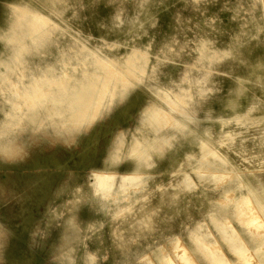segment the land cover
<instances>
[{
	"label": "rangeland",
	"instance_id": "1",
	"mask_svg": "<svg viewBox=\"0 0 264 264\" xmlns=\"http://www.w3.org/2000/svg\"><path fill=\"white\" fill-rule=\"evenodd\" d=\"M134 61L145 73L160 62L159 103L161 112L170 113L162 126L139 132L141 142L167 139L181 112L196 116L200 134L183 157L179 151L164 162L153 157L143 174L154 176L141 187L116 186L106 206L81 215L79 208L73 212V201L77 189L84 192L83 181L73 186L67 177L82 174L89 160L103 165L96 140L107 132L72 134L55 123L56 113L69 112L72 102L79 107L69 91L75 95L83 83L119 79L124 62ZM241 88L239 103L229 107L231 94ZM167 92L187 94V104L172 107ZM15 103L32 118L18 117ZM41 105L37 117L34 109ZM234 114L242 123L223 121ZM122 130L131 140L138 135L130 121ZM15 139L21 142L6 144ZM199 139L237 172L260 176L264 184V0H0V264H84L89 256L96 264H183L178 254L192 255L188 228L202 221L229 264H246L230 252L210 218L232 211L241 189L231 171L207 168L216 157L199 151ZM200 172L223 177L197 183ZM182 173L194 180L191 193L181 191ZM70 216L79 225L77 235L64 224ZM228 220L249 248L248 263L259 264L264 216L249 224L250 234ZM200 264L209 263L200 255Z\"/></svg>",
	"mask_w": 264,
	"mask_h": 264
},
{
	"label": "snow or ice",
	"instance_id": "2",
	"mask_svg": "<svg viewBox=\"0 0 264 264\" xmlns=\"http://www.w3.org/2000/svg\"><path fill=\"white\" fill-rule=\"evenodd\" d=\"M127 47V42L124 45ZM130 55H135L130 53ZM123 73L119 79L107 83V91H101L100 98L96 103L90 105L86 119H82L71 130L72 134L94 132H107L106 136H100L96 140L101 155L104 158L103 165L89 160L85 163L82 174L67 177L73 186L83 181V193L73 201V212L79 208L80 214L106 206V202L112 198L113 173L127 170L133 175L129 178L135 187H141L145 180L143 173L153 167V157H158L160 162L172 159L179 151L183 157L184 151H190L188 143L198 139L200 134L199 121L194 114L181 112L179 123L174 130L167 134V139L162 142L145 146L132 141L128 132L121 131L126 121L134 123L139 132L150 130L161 116V105L159 103V88L156 83L160 73V62L157 61L153 67L144 72V65L138 61L133 64L124 62ZM243 89L234 91L228 101L229 107H235L239 103ZM69 135L68 132H63ZM142 141V137L140 138ZM182 149V150H181ZM4 161L0 159V164ZM123 165V167H121ZM199 172V169H196ZM204 180L200 175L197 183ZM195 184L191 177H185L182 182L181 191L191 193ZM260 199L264 201V184L259 189ZM254 195V193H250ZM2 202V195H0ZM67 230L73 235L79 231L76 217L70 216L64 220ZM91 231V229H89ZM192 252L191 264H200V249L195 236L186 238ZM178 243V241H177ZM257 253L259 264H264V244H261ZM84 264H96V257H87Z\"/></svg>",
	"mask_w": 264,
	"mask_h": 264
},
{
	"label": "bare ground",
	"instance_id": "3",
	"mask_svg": "<svg viewBox=\"0 0 264 264\" xmlns=\"http://www.w3.org/2000/svg\"><path fill=\"white\" fill-rule=\"evenodd\" d=\"M19 4H15V6H18ZM31 13L34 16H36V18H38L40 20H45V18L42 17L41 14H38L37 12H34V11H31ZM1 29H2V27H1ZM2 32H3V30H2ZM8 33L10 34V32H8ZM9 34H6V35H9ZM6 35L4 36L5 38H6ZM6 48H8V46H6ZM107 58L109 59L108 56H107ZM1 59H5V57L1 58ZM129 59H131V57H129ZM113 71L114 72H112V74H114L116 72V70H113ZM144 72H145V68H144ZM108 82L109 81H107V80H104V81L101 80L100 84H97L96 81L83 83L82 84V91L78 92V93H74L75 95H73V93H70V91H69V95L71 97L72 96H78L79 99L76 98V102H78L79 107L75 108L74 105H73V102H72L70 105H68V107H69L68 111L69 112L56 113L57 116H58V119L55 120V123L57 122L60 125L61 128H68L69 127L68 130H72L73 127L77 124L78 121H80L82 119H86L88 111H89V108H90V105L93 104L94 101H97L100 98V95H99V97L95 98V91L97 89H100L101 91H107L108 90V88H107V83ZM25 84L26 83H24V85ZM70 88L74 89V90H77L76 87H74V85L70 86ZM17 89H18L17 93H20V87H18ZM182 89L183 88H180V90H182ZM43 91L44 90H40L38 92V96L42 95ZM101 91H100V94H101ZM184 92H185V90H184ZM165 94H166L165 99L169 100L168 103L169 104L171 103L172 107L173 106L174 107H178L177 102H179V101H181L184 104H187V99H186L187 96H188L187 94L186 95H182V94L175 93L173 97H171V95L168 92L165 93ZM27 95L29 96L28 93H27ZM22 105L23 104H19V103L12 104V107H14V108L18 107L16 109V115H18V117H20V118H24V117L30 118V116L32 118L33 114L31 115L30 112H27V114H25L26 111H23ZM40 109H42V105H41V108L34 109V110H38V113L35 116L38 117L41 114L40 113ZM28 111H30V109H28ZM4 114H5L6 117L13 115L8 110H4ZM168 115L170 116V113L166 112L165 110L163 112H161V116L157 119V121H156L155 125L153 126V128L157 129L159 126H162L165 122H167L168 121V117H167ZM232 120L233 121H240V123H242L241 120H243V119H242L241 115L234 114L231 117L225 118L223 121L228 122V121H232ZM169 121H170V119H169ZM137 132H138V135L136 133H134L132 135V141L136 142L137 144H140L142 142H141V139L139 137L140 136L139 135V131H137ZM226 135H227V133H226ZM232 136H233V134H232ZM20 142H21V139H15L14 141L13 140L12 141L7 140L6 144L10 143V144H14V145L17 144L18 145ZM198 148H199V151L203 155L211 154V155L216 157V161L209 163V165H207L208 166L207 168L212 169L215 172H217L218 170H221V169L224 170V171H231L234 174L232 182L234 184H236L241 189L239 194H238V196H237V198H236V203L237 204H235V207H233L232 211H231V207H230L226 214L222 213V212H216V213L210 215V218L212 220V223L216 227V231L218 232L220 237L226 242L227 246L229 247L230 252L232 254L236 255L244 263L246 262V264H247L248 261H250V258L248 256L249 248L246 245V242L241 238V236H240L239 232L237 231L236 227L234 225H232V223L227 222V220L229 218L237 220L238 221V225H240V227L246 233L250 234V231H249L250 225L249 224L252 221L257 220L258 218H261L262 215L264 216V201H261L260 194H259V188L263 184V182H262L263 180L260 178V176H257V177L256 176L255 177L254 176H247L244 173L237 172L235 170V167L231 163V161L228 160L224 155H222V153L219 152L216 148H213V146L211 144L206 143L205 140L199 139ZM22 149H24V148H22ZM21 152H24V151L23 150H19L18 153L20 154ZM24 154H26V153L24 152ZM179 166L181 167V165H179ZM200 166H204V165H200ZM38 170H44V168H39ZM112 175H113L112 189H114V187L118 186V188L121 189V190H127L131 186H134L129 180V178L132 177V175H133L131 172H129V171H127V172H114ZM143 175L145 177L144 182H147L146 181L147 179L152 178L154 176V175H150V174H143ZM200 175L204 176V180H207V179H209L211 177H215V178H222L223 177V175H218V174H215L214 172H211V173L209 172V174L200 172L199 176ZM185 177H191V175L188 174V173H182L181 176H180L181 182L184 181ZM192 180H193V178H192ZM254 181H257L259 188H257V186H256ZM193 184H194V180H193ZM250 193H254V195H250ZM127 195H129V194H127ZM203 223H205V222L204 221L197 222L193 226L189 227L188 231H187L188 237L189 238L192 237V236L196 237V239L198 241V247L200 249V255L209 264H229V260L227 259V257L224 256L225 254L222 253L223 251L221 252V250H220L221 248L220 247L219 248L218 247H213L214 241L211 239L210 234L205 231V225ZM259 227H261V226L259 225ZM262 227H263V225H262ZM207 231H209V230H207ZM256 245H257V243H256ZM176 246H179V243H176ZM178 255L180 256V259H181L183 264H191L192 255L190 253H188L186 251H184V252L182 251V253H179ZM250 262L252 263V261H250Z\"/></svg>",
	"mask_w": 264,
	"mask_h": 264
}]
</instances>
